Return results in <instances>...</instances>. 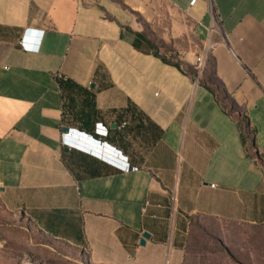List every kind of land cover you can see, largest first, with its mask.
Returning <instances> with one entry per match:
<instances>
[{
	"label": "crops",
	"instance_id": "crops-1",
	"mask_svg": "<svg viewBox=\"0 0 264 264\" xmlns=\"http://www.w3.org/2000/svg\"><path fill=\"white\" fill-rule=\"evenodd\" d=\"M191 1L0 0V206L37 264H184L195 219L264 227V0Z\"/></svg>",
	"mask_w": 264,
	"mask_h": 264
},
{
	"label": "rangeland",
	"instance_id": "rangeland-1",
	"mask_svg": "<svg viewBox=\"0 0 264 264\" xmlns=\"http://www.w3.org/2000/svg\"><path fill=\"white\" fill-rule=\"evenodd\" d=\"M30 240L41 241L27 223L0 206V249L23 251L28 263L37 264L31 261L40 257L38 247L31 246ZM186 253V264H264V227L198 219L190 230Z\"/></svg>",
	"mask_w": 264,
	"mask_h": 264
},
{
	"label": "built area",
	"instance_id": "built-area-1",
	"mask_svg": "<svg viewBox=\"0 0 264 264\" xmlns=\"http://www.w3.org/2000/svg\"><path fill=\"white\" fill-rule=\"evenodd\" d=\"M195 1L196 0H192L191 4H193ZM31 34L34 35L36 33L26 32L25 36L20 41L21 49L26 51V52H32L33 50H35L34 46H32V45L30 46V45L26 44V41L28 40L27 36H29ZM37 35L39 36V33H37ZM207 54H208V48H203L202 51L194 59L193 71L195 73L196 79L199 78V76L201 75V73L203 71ZM123 126H124V124L121 127H123ZM72 136L73 135L70 132L63 134L61 136V143L63 145L70 147V148L85 151L88 154H90L96 158H99L100 160H103L104 162L114 166L115 168L119 169L122 172H131V171L135 170L134 168H130L125 162L120 161L117 158H115L113 155H109V154L107 155V154L103 153L101 151V149H99L101 147V145L96 144L94 142L89 143L88 146L84 145L83 143H80V142L73 143V142H71ZM89 141L90 140H88V142Z\"/></svg>",
	"mask_w": 264,
	"mask_h": 264
},
{
	"label": "trees",
	"instance_id": "trees-1",
	"mask_svg": "<svg viewBox=\"0 0 264 264\" xmlns=\"http://www.w3.org/2000/svg\"><path fill=\"white\" fill-rule=\"evenodd\" d=\"M198 220V219H195L193 220L191 223H190V229H189V234H188V238H189V235H190V230L192 229L193 225L195 224V221ZM201 220H204V219H201ZM188 238H187V242H186V247H185V251H184V264H186V248H187V244H188ZM38 253V252H37ZM31 262H35V261H31Z\"/></svg>",
	"mask_w": 264,
	"mask_h": 264
},
{
	"label": "water",
	"instance_id": "water-1",
	"mask_svg": "<svg viewBox=\"0 0 264 264\" xmlns=\"http://www.w3.org/2000/svg\"><path fill=\"white\" fill-rule=\"evenodd\" d=\"M64 133H67V130H63ZM148 235L147 234H142V238L139 241V246H143L144 245V240L148 239Z\"/></svg>",
	"mask_w": 264,
	"mask_h": 264
}]
</instances>
